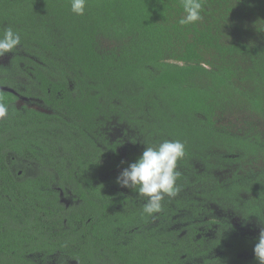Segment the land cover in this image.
Returning <instances> with one entry per match:
<instances>
[{"label": "trees", "instance_id": "obj_1", "mask_svg": "<svg viewBox=\"0 0 264 264\" xmlns=\"http://www.w3.org/2000/svg\"><path fill=\"white\" fill-rule=\"evenodd\" d=\"M183 15L181 0H87L82 16L0 0V35L21 36L0 61V264H234L254 248L235 223L264 225V0ZM164 140L185 145L179 191L148 216L116 180Z\"/></svg>", "mask_w": 264, "mask_h": 264}, {"label": "clouds", "instance_id": "obj_2", "mask_svg": "<svg viewBox=\"0 0 264 264\" xmlns=\"http://www.w3.org/2000/svg\"><path fill=\"white\" fill-rule=\"evenodd\" d=\"M71 11L84 15L87 0H70ZM184 15L179 19L181 26L202 20L203 0H181ZM21 44V36L12 27H5L0 35V57L13 52ZM8 107L0 103V119L7 117ZM185 156V145L179 140H164L154 146H146L142 155L124 168L117 177V184L130 188L144 197L143 212L148 216L162 211L165 196L175 197L179 191L177 180L181 173L177 162ZM259 264H264V228L261 229L253 248Z\"/></svg>", "mask_w": 264, "mask_h": 264}, {"label": "flooded vegetation", "instance_id": "obj_3", "mask_svg": "<svg viewBox=\"0 0 264 264\" xmlns=\"http://www.w3.org/2000/svg\"><path fill=\"white\" fill-rule=\"evenodd\" d=\"M18 105H28L29 107H33L36 109H40L42 110L43 108L41 107V105L37 104V103H33L32 100L30 99H20L16 102ZM264 187V186H263ZM206 220H209V217H206ZM246 220L245 218L240 220L238 219V221L236 220V229L238 230V232H240L243 236H247L248 238H256L259 236V233L261 231L262 228H264L263 224H258L257 222H254L252 224V226H245L242 223H244ZM174 227H178V226H174ZM251 244H247L246 247H243L242 251H236L233 250V253L236 252L237 256H239V259L236 260L235 258L233 259L234 264H258L259 261H257L255 259L254 256V251L253 249L251 250L250 247ZM215 253V255H213ZM225 253V251L223 249L217 248L215 251L211 252V254L209 256H217L219 254H223ZM232 252L229 251V254H233ZM208 256V255H207ZM206 256V257H207Z\"/></svg>", "mask_w": 264, "mask_h": 264}, {"label": "rangeland", "instance_id": "obj_4", "mask_svg": "<svg viewBox=\"0 0 264 264\" xmlns=\"http://www.w3.org/2000/svg\"><path fill=\"white\" fill-rule=\"evenodd\" d=\"M7 60V57L6 56H3L0 61H6Z\"/></svg>", "mask_w": 264, "mask_h": 264}, {"label": "water", "instance_id": "obj_5", "mask_svg": "<svg viewBox=\"0 0 264 264\" xmlns=\"http://www.w3.org/2000/svg\"><path fill=\"white\" fill-rule=\"evenodd\" d=\"M2 89H4V90H11L8 87H2Z\"/></svg>", "mask_w": 264, "mask_h": 264}]
</instances>
